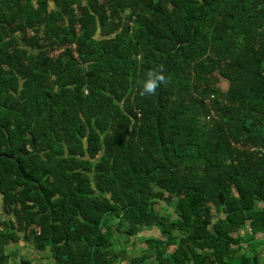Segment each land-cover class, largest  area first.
<instances>
[{"label":"trees","instance_id":"16d2710c","mask_svg":"<svg viewBox=\"0 0 264 264\" xmlns=\"http://www.w3.org/2000/svg\"><path fill=\"white\" fill-rule=\"evenodd\" d=\"M1 199L2 264H111L116 219L134 264H263L264 0H0Z\"/></svg>","mask_w":264,"mask_h":264},{"label":"rangeland","instance_id":"374dc122","mask_svg":"<svg viewBox=\"0 0 264 264\" xmlns=\"http://www.w3.org/2000/svg\"><path fill=\"white\" fill-rule=\"evenodd\" d=\"M50 7L54 6L53 1H50ZM58 51H51L52 56H56ZM218 85L224 89L228 87V82L223 78H218ZM173 200L168 194L165 198L158 200L156 203V210L161 213H173ZM0 218L9 219L8 215L2 209L0 204ZM113 240L115 247V254L112 255L111 264H134L133 259L141 255L147 250V244L145 242L146 237L160 236V228L154 226H144L138 233L134 235L128 234L124 227L126 225H120L119 220L116 219L113 222ZM251 229L249 225H245L240 229L239 234L247 237L251 235ZM257 238H261V234L256 235ZM31 240V239H29ZM28 240V241H29ZM24 239H19L17 242H11L5 248L4 254H7L10 258L7 260V264H25L23 261L27 260L26 264H54V260L49 249L38 250L32 243ZM174 246L170 247L172 250ZM259 251L261 252V259L264 264V244L259 245Z\"/></svg>","mask_w":264,"mask_h":264},{"label":"clouds","instance_id":"9594fccd","mask_svg":"<svg viewBox=\"0 0 264 264\" xmlns=\"http://www.w3.org/2000/svg\"><path fill=\"white\" fill-rule=\"evenodd\" d=\"M58 50V49H57ZM165 81V76L162 71H148L142 83L141 93L152 94L157 87Z\"/></svg>","mask_w":264,"mask_h":264},{"label":"crops","instance_id":"0c3cea01","mask_svg":"<svg viewBox=\"0 0 264 264\" xmlns=\"http://www.w3.org/2000/svg\"><path fill=\"white\" fill-rule=\"evenodd\" d=\"M0 204H1L2 209H3V211H4L3 200H2V199L0 200ZM4 212H5V211H4ZM5 214L8 215L9 219H12V220H14V221L16 222V220H15V216H14L12 213H6V212H5ZM0 219H1V218H0ZM9 219H2V220H9ZM1 227H4V226H1ZM36 228H37V230L39 229L38 226H37ZM20 235H21L20 239H24V240L28 241V239H26L25 236H24L23 234H20ZM18 240H19V239H18ZM18 240H17V241H18ZM17 241H16V242H17ZM29 241H30V242L32 243V245L36 248V246H35V242L32 241V240H29ZM29 241H28V242H29ZM11 242H12V241H11ZM11 242H9V243H11ZM8 245H9V244H8ZM6 247H7V246H6ZM36 249H37V248H36ZM48 249H49V248H48ZM38 250H39V249H38ZM45 250H46V249H45ZM49 250H50V249H49ZM5 255H7V254H5ZM7 256H8V255H7ZM9 258H10V257L8 256V259H9ZM8 259H7V260H8ZM7 260H6V263H5V264H7V262H8ZM53 260H54V258H53ZM23 262L26 264L28 261L25 260V261H23ZM0 264H2V263H0ZM54 264H55V261H54Z\"/></svg>","mask_w":264,"mask_h":264},{"label":"built area","instance_id":"2783aa9c","mask_svg":"<svg viewBox=\"0 0 264 264\" xmlns=\"http://www.w3.org/2000/svg\"><path fill=\"white\" fill-rule=\"evenodd\" d=\"M62 49H63V48H61V49H58V50H62ZM58 50H56V51H58ZM52 54H53V53H50V55H51V56H52ZM139 115H140V113H139Z\"/></svg>","mask_w":264,"mask_h":264},{"label":"water","instance_id":"95a60500","mask_svg":"<svg viewBox=\"0 0 264 264\" xmlns=\"http://www.w3.org/2000/svg\"><path fill=\"white\" fill-rule=\"evenodd\" d=\"M102 221H103V219H101V223H100V226L102 225Z\"/></svg>","mask_w":264,"mask_h":264}]
</instances>
